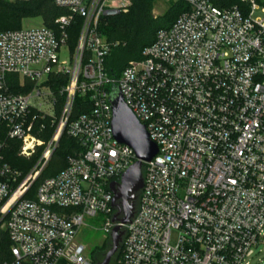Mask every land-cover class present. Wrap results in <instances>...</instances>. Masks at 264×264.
Segmentation results:
<instances>
[{
  "label": "built area",
  "instance_id": "built-area-1",
  "mask_svg": "<svg viewBox=\"0 0 264 264\" xmlns=\"http://www.w3.org/2000/svg\"><path fill=\"white\" fill-rule=\"evenodd\" d=\"M164 1L188 9L117 79L98 23L127 12V0H53L65 13L51 28L0 32V264H94L78 233L91 220L109 238L110 186L137 160L113 137L112 85L157 147L121 225L118 264H251L264 253V3ZM45 121L53 131L42 140ZM63 133L79 151L37 181ZM11 147L37 156L26 173L4 161Z\"/></svg>",
  "mask_w": 264,
  "mask_h": 264
},
{
  "label": "trees",
  "instance_id": "trees-1",
  "mask_svg": "<svg viewBox=\"0 0 264 264\" xmlns=\"http://www.w3.org/2000/svg\"><path fill=\"white\" fill-rule=\"evenodd\" d=\"M127 1L129 3L127 12L120 13L112 18L101 19L98 23V32L109 46L108 53L104 58V69L111 79H117L130 61L140 60L142 50L154 41L156 32L159 29L169 28L176 18L188 9L185 1L168 2V8L164 14L154 17L152 11L158 0ZM211 1L219 8L243 5L241 0ZM256 1L261 2L264 0ZM64 13V10L54 6L53 0H0V32L19 29L24 19L34 17H39L43 26L51 28L54 19ZM80 25L81 21L75 19L68 29V44L70 47H73L76 43ZM62 80L61 82H64V78ZM81 101V97L76 95L73 115L81 112L79 111V102ZM43 124L45 125L44 131L37 136L42 140H47L53 131V127L47 121ZM79 149L78 141L63 133L58 146L37 181L58 173L64 168L67 157L75 154ZM36 158L37 156L29 159L20 158L14 147L4 150V161L23 173H26L32 167ZM7 244L8 242L3 240L2 247ZM119 258L120 250L116 254L115 264H118Z\"/></svg>",
  "mask_w": 264,
  "mask_h": 264
},
{
  "label": "water",
  "instance_id": "water-1",
  "mask_svg": "<svg viewBox=\"0 0 264 264\" xmlns=\"http://www.w3.org/2000/svg\"><path fill=\"white\" fill-rule=\"evenodd\" d=\"M108 101L112 112L113 137L118 143L129 146L137 160L123 173L119 183H112L110 186L113 193L112 206L116 210L113 222L118 224L109 234L108 250L103 261L94 264H108L111 257L118 253L123 236L121 225L128 223L134 213L129 200L142 186V163L149 161L157 153L156 145L149 140L144 126L124 103L117 86L111 87Z\"/></svg>",
  "mask_w": 264,
  "mask_h": 264
},
{
  "label": "rangeland",
  "instance_id": "rangeland-1",
  "mask_svg": "<svg viewBox=\"0 0 264 264\" xmlns=\"http://www.w3.org/2000/svg\"><path fill=\"white\" fill-rule=\"evenodd\" d=\"M259 3H264V1H261ZM167 8V3L164 0H158L155 7L153 8L152 14L154 17L161 16L162 14H164ZM40 26L41 19L39 17L24 19L21 24V27L24 29L36 28ZM61 57L66 59L67 54L64 52L62 53ZM86 223L89 225V227H82L78 233L77 238L79 242L85 246L87 257L89 259H93L96 262L97 259L101 257L100 254L102 252L103 254H105L108 250L107 234L99 228V222L86 220ZM262 257H264V253H257L252 256V258L250 259V263L257 264Z\"/></svg>",
  "mask_w": 264,
  "mask_h": 264
},
{
  "label": "flooded vegetation",
  "instance_id": "flooded-vegetation-1",
  "mask_svg": "<svg viewBox=\"0 0 264 264\" xmlns=\"http://www.w3.org/2000/svg\"><path fill=\"white\" fill-rule=\"evenodd\" d=\"M139 193H140V189H139V191H137V192L134 194L133 198L129 200V203H131L132 206H133V211H135V209H136L137 202H138V197H139ZM100 256H101V257H100L99 259H97L96 262H99V263L102 262L103 259H104L105 254H103V252H102V253L100 254ZM114 260L116 261V256H115V255H114L113 257H111V259H110V261H109L108 264H114Z\"/></svg>",
  "mask_w": 264,
  "mask_h": 264
}]
</instances>
